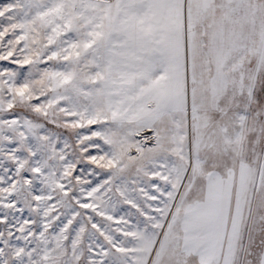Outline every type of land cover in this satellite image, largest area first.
Wrapping results in <instances>:
<instances>
[{"label":"snow or ice","instance_id":"obj_1","mask_svg":"<svg viewBox=\"0 0 264 264\" xmlns=\"http://www.w3.org/2000/svg\"><path fill=\"white\" fill-rule=\"evenodd\" d=\"M0 264H264V0H0Z\"/></svg>","mask_w":264,"mask_h":264}]
</instances>
